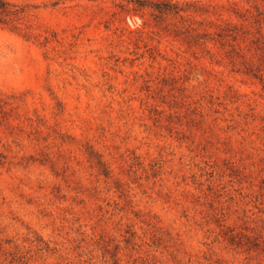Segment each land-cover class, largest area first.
<instances>
[{
  "label": "rangeland",
  "instance_id": "rangeland-1",
  "mask_svg": "<svg viewBox=\"0 0 264 264\" xmlns=\"http://www.w3.org/2000/svg\"><path fill=\"white\" fill-rule=\"evenodd\" d=\"M141 1L0 0V264H264V0Z\"/></svg>",
  "mask_w": 264,
  "mask_h": 264
},
{
  "label": "trees",
  "instance_id": "trees-1",
  "mask_svg": "<svg viewBox=\"0 0 264 264\" xmlns=\"http://www.w3.org/2000/svg\"><path fill=\"white\" fill-rule=\"evenodd\" d=\"M244 1L257 2V0ZM137 3L143 6L141 0ZM256 6L259 8L258 5ZM251 19L256 28L255 32L252 31V27H239L237 24L228 23L221 29L217 38H211L210 42L214 41L222 50H225L223 60H226L234 71L258 80L264 90V14H251L244 21ZM180 34L185 35L186 43L192 47L201 46L207 42V40L204 42V38L199 34L195 35L189 31ZM208 53L210 54V51ZM229 239L233 243L242 245V240H237L238 237L234 234H231Z\"/></svg>",
  "mask_w": 264,
  "mask_h": 264
}]
</instances>
